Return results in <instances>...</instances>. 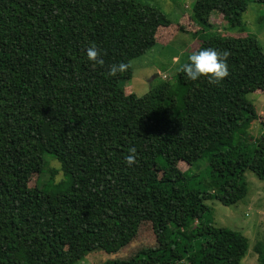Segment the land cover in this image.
Wrapping results in <instances>:
<instances>
[{"label": "trees", "instance_id": "obj_1", "mask_svg": "<svg viewBox=\"0 0 264 264\" xmlns=\"http://www.w3.org/2000/svg\"><path fill=\"white\" fill-rule=\"evenodd\" d=\"M248 2H193L194 34L205 35L192 52L226 51L222 82L177 71L175 84L137 95L122 82L173 25L164 11L139 0H0V264H75L90 250L131 247L100 264H241L247 237L215 226L205 200L242 199L246 169L264 179V116L247 98L264 93V50L246 32ZM213 12L242 34L213 31ZM93 45L102 64L86 57ZM121 61L128 70L109 75ZM255 119L249 150L238 135ZM50 159L67 180L50 169L30 186ZM201 159L203 189L189 173Z\"/></svg>", "mask_w": 264, "mask_h": 264}, {"label": "rangeland", "instance_id": "obj_2", "mask_svg": "<svg viewBox=\"0 0 264 264\" xmlns=\"http://www.w3.org/2000/svg\"><path fill=\"white\" fill-rule=\"evenodd\" d=\"M155 6L164 11L172 20V26L160 28L158 40L151 49L143 55L131 60L132 77L122 82L128 93L142 95L152 85H156L165 79L176 83L178 68L187 60L188 55L197 47L205 33L194 34L197 29L190 18L192 6L195 0H139ZM246 24V32L254 35L264 50V3L249 0L246 10L242 14ZM210 21L217 26L213 31H220L224 34H242L238 30L227 26L222 14L213 12ZM244 33V32H243ZM158 73V76H154ZM247 98L254 104L257 113L264 116V93L251 92ZM262 130L260 120H253L248 127L247 135H238L246 147L251 150L253 142ZM239 138V137H238ZM187 164L179 163L181 169H186ZM50 169H55L54 182L66 179L60 164L55 159H50L47 169L39 176L33 174L29 185L43 183L50 176ZM190 174H197L194 184L203 189V183L208 176L207 161L199 160L189 171ZM188 173V174H189ZM247 191L242 199L233 205H224L215 198L205 200L209 207V216L215 226H225L240 231L248 239V249L241 260V264H258L257 247L261 244L264 248V179L259 178L255 172L246 169L243 174ZM205 187V185H204ZM134 247L117 252H106L102 249L88 251L84 257L75 264H100L115 257H124L131 254ZM177 264H186L177 263Z\"/></svg>", "mask_w": 264, "mask_h": 264}, {"label": "clouds", "instance_id": "obj_3", "mask_svg": "<svg viewBox=\"0 0 264 264\" xmlns=\"http://www.w3.org/2000/svg\"><path fill=\"white\" fill-rule=\"evenodd\" d=\"M85 51L89 62L93 64L103 63V61L99 59L101 51L96 46H89ZM227 56L228 53L226 51L221 53L211 47L201 48L188 55L187 62L183 63L178 68V74H183L185 79L191 81H195L203 76L208 79L210 83L219 84L229 75ZM128 68L129 65L121 61L112 64L108 74L115 76L118 73L127 71ZM131 151L133 154H129L125 157V163L128 166H131L135 162L134 149Z\"/></svg>", "mask_w": 264, "mask_h": 264}, {"label": "water", "instance_id": "obj_4", "mask_svg": "<svg viewBox=\"0 0 264 264\" xmlns=\"http://www.w3.org/2000/svg\"><path fill=\"white\" fill-rule=\"evenodd\" d=\"M154 76H158V73H156Z\"/></svg>", "mask_w": 264, "mask_h": 264}]
</instances>
